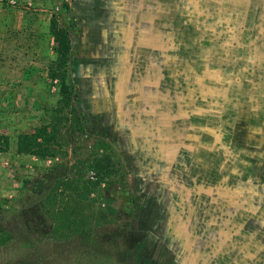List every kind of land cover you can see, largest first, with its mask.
<instances>
[{"label": "rangeland", "instance_id": "obj_1", "mask_svg": "<svg viewBox=\"0 0 264 264\" xmlns=\"http://www.w3.org/2000/svg\"><path fill=\"white\" fill-rule=\"evenodd\" d=\"M0 144V264H264V0H0Z\"/></svg>", "mask_w": 264, "mask_h": 264}, {"label": "trees", "instance_id": "obj_2", "mask_svg": "<svg viewBox=\"0 0 264 264\" xmlns=\"http://www.w3.org/2000/svg\"><path fill=\"white\" fill-rule=\"evenodd\" d=\"M53 36H55V39L58 42L59 57H61L63 62L67 63L70 57L69 52L71 49V43H70V38L68 36V33L65 31H61V30H55L53 32ZM62 92L63 94L66 95V97L70 98L71 97V86H68L64 82L62 86ZM174 117L178 118L180 116L175 114ZM24 141L26 143V140L24 139L23 135L20 136L18 148L21 150L26 149ZM5 143L7 145L8 142L6 141ZM1 147L3 146H0V150L3 149ZM26 185H28V181H26ZM77 191H79V188H77ZM79 211H80V207L79 206L77 207L75 204H70V205L67 204L65 205V207L63 206L59 208L58 210H56L53 214V219L55 222V230L58 231L57 233L61 232L62 234L67 235V233L82 232L85 227L83 226L84 218ZM79 217H81V219H79ZM199 222H204L203 225L205 226H212L211 222L213 221H199ZM256 222L257 223H254V224L261 223V225H264V221H256ZM221 224H223V222H221Z\"/></svg>", "mask_w": 264, "mask_h": 264}]
</instances>
